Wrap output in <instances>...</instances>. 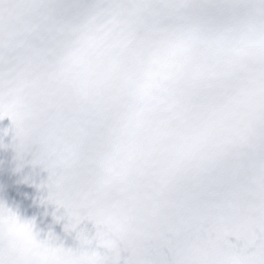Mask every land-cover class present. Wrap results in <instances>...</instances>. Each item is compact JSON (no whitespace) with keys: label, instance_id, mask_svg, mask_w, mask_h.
<instances>
[{"label":"snow or ice","instance_id":"6c2138e0","mask_svg":"<svg viewBox=\"0 0 264 264\" xmlns=\"http://www.w3.org/2000/svg\"><path fill=\"white\" fill-rule=\"evenodd\" d=\"M4 116L78 243L0 264H264V0H0Z\"/></svg>","mask_w":264,"mask_h":264},{"label":"clouds","instance_id":"9594fccd","mask_svg":"<svg viewBox=\"0 0 264 264\" xmlns=\"http://www.w3.org/2000/svg\"><path fill=\"white\" fill-rule=\"evenodd\" d=\"M0 231L27 248H38L42 241L37 238L32 222L22 219L3 202H0Z\"/></svg>","mask_w":264,"mask_h":264}]
</instances>
